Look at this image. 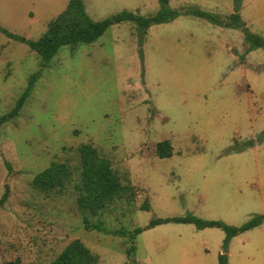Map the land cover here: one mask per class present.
Listing matches in <instances>:
<instances>
[{
  "label": "rangeland",
  "instance_id": "rangeland-1",
  "mask_svg": "<svg viewBox=\"0 0 264 264\" xmlns=\"http://www.w3.org/2000/svg\"><path fill=\"white\" fill-rule=\"evenodd\" d=\"M81 1L93 21L160 10L157 0ZM67 3L0 0V27L36 41ZM168 7L179 13L171 21L144 33L132 22L111 25L93 43L61 48L43 68L27 46L0 34V118L38 74L17 116L0 126V264H49L75 240L97 264H218L221 230L146 226L193 216L240 227L264 215V48L248 50L231 23L233 0H170ZM238 16L264 41V0H241ZM163 141L172 153L158 158ZM86 145L121 184L92 209L78 201V150ZM53 164L66 175L36 187L35 177ZM136 229L143 231L133 236ZM260 232L234 237L229 264H264Z\"/></svg>",
  "mask_w": 264,
  "mask_h": 264
},
{
  "label": "trees",
  "instance_id": "trees-1",
  "mask_svg": "<svg viewBox=\"0 0 264 264\" xmlns=\"http://www.w3.org/2000/svg\"><path fill=\"white\" fill-rule=\"evenodd\" d=\"M170 0H157L160 7L159 12L152 17H139L138 15L121 12L115 16L104 19L102 21H92L85 12L84 5L81 0H68L67 6L53 21H51L45 33L36 41L26 40L25 38L9 33L7 30L0 27V34L9 40L21 43L29 48L30 51L37 54L40 59V66L46 65L56 56L59 50L63 47L75 48L79 44H90L99 39L104 32L114 24L132 22L135 23L139 30L144 33L151 25L163 24L174 19L177 12H173L169 7ZM241 0H233L234 9L231 14L232 25L242 28L245 42L249 44L248 50L264 48V41L250 34L240 22L238 13L240 10ZM199 18L207 19L214 23H222L218 18L212 15L205 14L198 10H187ZM38 74L31 76L27 88L24 90L14 108L6 115L0 118V126L8 119L15 118L23 106L24 102L30 95L34 81ZM168 142H159L156 145L157 157L166 158L171 156V147H168ZM253 145V142H247L246 146ZM244 146V147H246ZM170 148V151L163 154L165 148ZM241 149V148H239ZM237 149V150H239ZM79 154L82 157L81 164V191L82 195L78 201L81 208L98 207L104 205L112 198L116 197L120 190L121 184L117 176L112 172L109 163L100 158L96 151L86 145L79 148ZM65 167L61 164H53L48 169L35 177V185L40 189H49L53 187L59 178L65 176ZM192 224L198 230L216 228L220 229L225 237L223 240L222 254L218 257V264H227L228 261V245L231 239L238 234L249 231L264 223V215H256L240 227L228 226L220 221H205L193 216L185 218H168L163 220L151 221L145 229H151L157 225L166 223ZM85 227L97 232L105 234L118 235L119 232H109L101 225H90L84 222ZM143 229H136L133 236L141 233ZM134 251V247L127 250L126 255ZM7 264H20L19 261L9 262ZM49 264H97V259L91 252L78 240L71 242L55 261Z\"/></svg>",
  "mask_w": 264,
  "mask_h": 264
},
{
  "label": "crops",
  "instance_id": "crops-1",
  "mask_svg": "<svg viewBox=\"0 0 264 264\" xmlns=\"http://www.w3.org/2000/svg\"><path fill=\"white\" fill-rule=\"evenodd\" d=\"M67 6V5H66ZM66 8V7H65ZM64 11V10H63ZM62 13V12H61ZM87 14V13H86ZM89 17V16H88ZM90 18V17H89ZM92 20V19H91ZM93 21V20H92ZM94 22H98V21H94ZM212 229V228H211ZM214 229H216V228H214ZM204 230V229H203ZM220 230V229H219ZM254 231H261L260 233L262 234V231H264V223L263 224H261L260 226H258V227H256V228H253V229H251V230H249V231H246V232H244L245 234L246 233H251V232H254ZM244 233H242V234H244ZM234 239L235 238H233V239H231V241H230V243H229V246L231 247V245H232V242L234 241ZM229 246H228V248H229ZM230 253H229V260L227 261V264H229V262H230Z\"/></svg>",
  "mask_w": 264,
  "mask_h": 264
}]
</instances>
